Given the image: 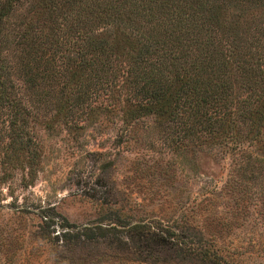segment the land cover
Here are the masks:
<instances>
[{
	"label": "rangeland",
	"instance_id": "obj_1",
	"mask_svg": "<svg viewBox=\"0 0 264 264\" xmlns=\"http://www.w3.org/2000/svg\"><path fill=\"white\" fill-rule=\"evenodd\" d=\"M39 1L18 3L6 23L3 55L27 121L12 142V114L0 106V264H175L136 249L132 233L149 229L197 256L179 264H264L261 136L185 137L181 125L129 109L140 97L99 83L81 92L63 53L20 72L31 43L20 47L19 34L40 22ZM48 34L33 33L40 45ZM77 231L86 249H72Z\"/></svg>",
	"mask_w": 264,
	"mask_h": 264
},
{
	"label": "trees",
	"instance_id": "obj_2",
	"mask_svg": "<svg viewBox=\"0 0 264 264\" xmlns=\"http://www.w3.org/2000/svg\"><path fill=\"white\" fill-rule=\"evenodd\" d=\"M22 1L0 0V106L12 114L14 143H22L19 128L27 121V109L13 96L10 77L17 72L3 49L10 40L7 20ZM39 3L40 22L27 24L19 34L20 47L31 43L17 63L20 72L27 75L43 60L49 67L63 53L60 58L71 67L84 94L99 83L109 92L140 97L129 109L155 113L160 123L175 122L185 137L204 142L228 145L250 134L253 139L261 136L258 150L264 155V0ZM44 29L49 34L37 44L33 33ZM49 45L55 47L54 55L47 54ZM238 150L236 146L233 153ZM74 235L72 249H86L83 233ZM173 235L149 229L136 231L131 238L148 258L175 264L197 261L196 255L176 246ZM124 249L133 252L129 246Z\"/></svg>",
	"mask_w": 264,
	"mask_h": 264
}]
</instances>
